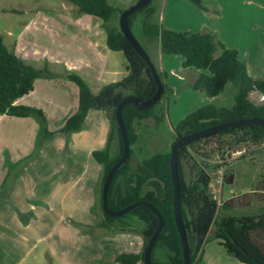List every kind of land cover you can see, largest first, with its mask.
I'll use <instances>...</instances> for the list:
<instances>
[{"label": "rangeland", "instance_id": "1", "mask_svg": "<svg viewBox=\"0 0 264 264\" xmlns=\"http://www.w3.org/2000/svg\"><path fill=\"white\" fill-rule=\"evenodd\" d=\"M107 1L121 9L137 2ZM201 1L210 7L209 13L187 0H152V6L162 27L188 33L210 31L219 43L239 51L246 49L249 58L264 68V51L259 52L257 46L260 39L245 40L239 36L240 29L254 26L259 14L240 1L218 14L221 0ZM231 10L233 14H227ZM86 18L98 20L78 14L65 0H0L2 43L25 64L35 69L46 67L54 74V78L37 79L33 91L16 101L17 105L40 109L44 126L35 117L0 116V264H47L49 260L55 264H113L109 263L113 254L124 250L131 253L134 249L130 244L133 235L118 234L136 233L130 229L144 226L133 217L124 218V224L115 222L111 229L98 226L103 219L99 201L103 170L91 153L101 149L107 138L106 114L89 111L80 131H60L78 107V88L68 75H76L97 94L102 85L114 81V74L121 76L124 70L121 53L109 51L100 40L88 37L92 31L82 32L78 27ZM140 18L133 21V36L156 63L158 45L143 37ZM118 25L117 14L107 26ZM219 54L218 48L215 57ZM176 81L171 75L169 84ZM173 89L176 91L168 93L164 100L173 126L203 105L230 108L234 103L235 90L230 84L215 98L194 92L183 82ZM251 99L257 100L255 95ZM167 122L166 118L159 126L152 120L140 123L142 140L131 147L134 159L169 150L173 137ZM248 150H253L252 158H239ZM118 152L115 135L110 141V159ZM228 154L234 174L232 185L223 184L222 169L209 171L210 196L218 205L232 194L251 192L256 176L264 172V145L233 146ZM203 248L198 264H239L211 239Z\"/></svg>", "mask_w": 264, "mask_h": 264}, {"label": "trees", "instance_id": "2", "mask_svg": "<svg viewBox=\"0 0 264 264\" xmlns=\"http://www.w3.org/2000/svg\"><path fill=\"white\" fill-rule=\"evenodd\" d=\"M73 5L78 14L94 17L102 22L106 35V47L123 55L125 76L117 82L103 86L93 94L76 75H68L78 88V107L69 116L61 133L70 134L81 130L89 111H103L109 122V133L103 148L91 153L102 167L100 182V206L103 215L102 228L111 229L115 222L124 224V218L133 217L144 224L137 231L143 240L139 253L122 252L115 256L119 264H144L143 254L157 225V216L148 208L138 207L121 217H111L102 208L101 190L105 176L122 154V144L115 121L117 105L128 96L149 99L156 92L150 70L117 28L107 26L115 15L124 10L108 4L107 0H65ZM138 1V0H137ZM199 9L208 11L201 0H187ZM155 8L152 1L128 17L132 32L133 21L140 18L142 35L148 43H156L165 56L183 58L182 68L200 71L190 88L215 98L230 84L235 94L230 108L206 104L185 116L176 126H171V145L186 134L211 126L241 119H264V80L252 78L236 50L228 49L215 39L210 31L197 33L177 32L153 22ZM133 34V33H132ZM142 47V45H140ZM143 48V47H142ZM220 54L215 57L217 49ZM146 52V50L143 48ZM156 69V67H155ZM164 91L157 103L147 109H138L132 103L122 109V117L130 145V155L114 175L107 195V207L118 211L136 202L152 204L160 213L164 226L151 251V264H183L182 243L173 213V189L169 167L170 147L164 153L149 158H133L132 146L141 142L138 127L152 120L156 126L168 117L164 100L170 90L165 82L166 74L156 69ZM54 78L46 67L35 69L8 51L0 39V116L14 118L35 117L45 125L43 112L34 107L17 105L16 101L33 91L37 79ZM256 96V101L251 99ZM117 136L119 152L110 159V141ZM228 138V140H226ZM264 145V128L241 125L183 144L177 151L180 214L189 247L190 264H198L204 245L209 239L215 241L239 264H264V172L256 176L251 192L231 196L219 204L211 199L210 170L222 169V182L232 185L233 169L228 152L233 146ZM253 150L242 153L239 158H252ZM232 162V161H231ZM214 164V165H211ZM115 229V228H114ZM119 231L124 229L118 228ZM117 230V229H115ZM47 264H55L49 260Z\"/></svg>", "mask_w": 264, "mask_h": 264}, {"label": "water", "instance_id": "3", "mask_svg": "<svg viewBox=\"0 0 264 264\" xmlns=\"http://www.w3.org/2000/svg\"><path fill=\"white\" fill-rule=\"evenodd\" d=\"M151 1L152 0H138L135 4L124 9L119 16V30L123 35V37L127 40V42L132 46V48L137 52V54L143 59V61L147 65L148 69L151 72L153 81L157 89L156 92L149 99L142 100L135 96H128L124 98L117 105L115 109V121L121 138L122 154L120 158L111 166V168L107 172L101 190L102 208L104 213L107 214L108 216L121 217L138 207L148 208L157 216L158 225L154 233L152 234L150 240L148 241L147 246L144 249V254H143L144 264H151V260H150L151 251L160 232L163 229L164 226L163 218L152 204L144 201L136 202L118 211H111L107 207V195L114 175L125 164V162L128 160L130 155V145L127 137L126 127L122 117L123 107L128 103H132L136 108L140 110L150 108L157 103V101L161 98L164 91V85L162 81L159 79L154 65L152 64L149 56L146 54V52L143 50V48L140 46L138 41L133 36L131 29L129 28L128 25V17L133 13H135L136 11L148 5ZM241 125H256L264 128V119L250 118V119H241V120L223 122L211 126L209 128H206L204 130L186 134L181 138H179L177 141H175L170 147L169 167H170L171 182L173 189V213H174L175 225L182 243L183 264H190V257H189L187 236L183 227V222L180 214V193H179V178H178V170H177V151L183 144Z\"/></svg>", "mask_w": 264, "mask_h": 264}, {"label": "crops", "instance_id": "4", "mask_svg": "<svg viewBox=\"0 0 264 264\" xmlns=\"http://www.w3.org/2000/svg\"><path fill=\"white\" fill-rule=\"evenodd\" d=\"M222 2H225V3L222 4ZM235 2H239L240 4H242L244 6H247V7H252L253 13H258L259 14V16H260L259 20L258 21H253L254 26H252L251 28L245 26L242 29H240L239 31L241 32V34H239V36L242 39H245V40L259 38L260 39V42H259V44H257V46L258 45L260 46L259 52H261L262 49L264 51V0H223V1L221 0L220 1V11H218V14L221 11H223L224 8H226V7H228L227 10H229L230 8H232L233 3H235ZM201 3H202V1H201ZM202 5L205 8H207L208 11H206V13H209L210 7L207 6V5H205L204 3H202ZM200 11H203V10L200 9ZM157 13L158 12H157V10L155 8V14H154V17H153V22L156 23V24H159L160 23V18H159V15ZM230 13L233 14V11L232 10L231 11H228L227 14H230ZM88 17H90V16H88ZM222 17L223 16L220 14V19ZM232 20L234 22H237L236 19H234V18H232ZM238 20L241 21L240 19H238ZM79 23H80V25L78 27H80V29L82 30V32L88 33V31H92L91 34H90V36H88V37L90 38L91 36H93L94 41L100 40L101 44H103V45L105 44V47H106V43H105V41H106V35H105L104 30L101 28L102 22L100 20L98 21V20L86 18V19L81 20ZM167 29H169V28H167ZM259 29H261L260 32L258 31ZM225 47L228 48V49H233V50H236L237 51L239 59L242 60L245 63L246 68H247V71H248V74L252 78H255V79L262 78V79H264V68L259 67L258 62H255L254 60H252V59L249 58V55H248V52H247L246 49H243V51H239L236 47L229 48L226 44H225ZM157 49H158V52H157L158 54L156 55V61H155L156 63H154L153 61H151V62L154 65V67H156V69L160 73L166 74V79L163 82L166 83V85H167L168 89L170 90V92L176 91L175 90L176 88L173 89V86L178 85L181 82H183V86H184V83H185V87L190 86V84L193 82V80L196 78V76L199 73L198 72L194 73L193 72V69H191L190 70V79H188L187 78V75H188V72L187 71H189V69H183L182 68V63H183V58L182 57H180V56H165V55H162L160 53L159 47ZM116 53H119V52H116ZM251 62H252V64H251ZM125 66H126V62H125V59H124V66H123L124 67V70H123V72H121L122 75L119 76V73L113 75V76H117V77H114V79H113L115 82H117L118 80L120 81L121 78H123L125 76ZM168 70H170V73H168ZM109 75H110V73H109ZM171 75L172 76H175L176 79H177V81H176V83L174 85H170L169 84V80H170ZM114 81H111V82L114 83ZM110 83H108V84H110ZM105 85H107V84H105ZM105 85H102L100 87V89L103 86H105ZM100 89H99V91H100ZM99 91H97V93ZM167 121H168L167 122V127L170 128V131H171V126H173V123L169 120V117H167ZM107 136H108V134H107ZM105 142H106V140H105ZM237 195H241V194H237ZM237 195L236 194H232L231 196H237ZM231 196H229L228 198H226V200H228ZM103 229L104 230H107L106 228H103ZM136 233L120 232L118 234V235L128 234L129 236H131V235L134 236L133 241L130 243L134 247V249H133V251H131V253H139L141 251V249H142V245H143L142 236L139 233L138 234L140 236L137 235ZM118 235H115V236L117 237ZM123 252L129 253V252H127V250H124ZM203 252H204V248L202 250V253ZM202 253H201V255H202ZM117 254H119V253H117ZM117 254H113L112 255V257L109 259L110 260L109 263H113L114 262V258H115V256ZM113 264H119V263L114 262Z\"/></svg>", "mask_w": 264, "mask_h": 264}]
</instances>
